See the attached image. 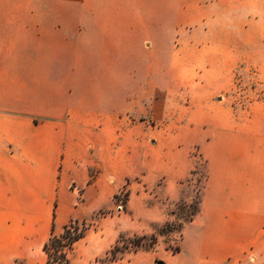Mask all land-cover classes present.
Here are the masks:
<instances>
[{
	"label": "crops",
	"instance_id": "obj_1",
	"mask_svg": "<svg viewBox=\"0 0 264 264\" xmlns=\"http://www.w3.org/2000/svg\"><path fill=\"white\" fill-rule=\"evenodd\" d=\"M105 1L0 0V264H48L42 246L50 234L107 209L132 175L186 177L169 150L158 154L150 124L126 115L139 112L131 110L124 77L115 87H95L78 70L79 40H87L79 31L93 26L79 16L122 7L120 0ZM236 10V34L252 38H238L235 46L264 56V0H237ZM258 71L264 74V66ZM251 110L256 117L244 126L233 121L228 137L197 139L207 180L165 264H237L260 249L264 102ZM179 194V186L170 191L171 198ZM106 237L99 230L85 234L67 253L69 264H152L148 255L130 253L99 261L109 250Z\"/></svg>",
	"mask_w": 264,
	"mask_h": 264
},
{
	"label": "rangeland",
	"instance_id": "obj_2",
	"mask_svg": "<svg viewBox=\"0 0 264 264\" xmlns=\"http://www.w3.org/2000/svg\"><path fill=\"white\" fill-rule=\"evenodd\" d=\"M236 4L237 0H120L119 12L107 13L105 8L79 16V22L93 26L79 31L87 40H79L78 70L87 71L95 87H115L117 78L124 77L132 92L131 110L139 112L126 115L136 123H149L158 154L169 150L187 170L180 182H168L164 175L148 174L146 181L132 175L111 196L107 209L75 220L83 236L99 230L109 237V250L99 261H110L109 251L116 246L113 261L130 253L165 264L177 251L182 226L196 214L207 180L197 139L228 137L233 121L244 126L256 117L251 109L264 102V74L258 71L264 56L235 46L238 38H252L249 33L236 34ZM139 86L141 95H134ZM177 186L181 194L171 198ZM259 248L248 250L237 264H264V224Z\"/></svg>",
	"mask_w": 264,
	"mask_h": 264
},
{
	"label": "trees",
	"instance_id": "obj_3",
	"mask_svg": "<svg viewBox=\"0 0 264 264\" xmlns=\"http://www.w3.org/2000/svg\"><path fill=\"white\" fill-rule=\"evenodd\" d=\"M75 224V221H71L65 225L59 235L51 233L47 241L43 244L42 251L46 255L48 264H69L68 251L77 240L83 237L82 232H77ZM150 239L153 242L154 237L150 236ZM117 250L116 246H114L109 251L110 257L108 260H115L113 252Z\"/></svg>",
	"mask_w": 264,
	"mask_h": 264
},
{
	"label": "built area",
	"instance_id": "obj_4",
	"mask_svg": "<svg viewBox=\"0 0 264 264\" xmlns=\"http://www.w3.org/2000/svg\"><path fill=\"white\" fill-rule=\"evenodd\" d=\"M122 205L120 203L117 204V210H121Z\"/></svg>",
	"mask_w": 264,
	"mask_h": 264
}]
</instances>
